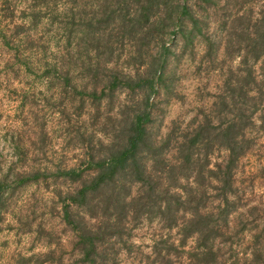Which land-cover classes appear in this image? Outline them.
Segmentation results:
<instances>
[{"label":"trees","instance_id":"obj_1","mask_svg":"<svg viewBox=\"0 0 264 264\" xmlns=\"http://www.w3.org/2000/svg\"><path fill=\"white\" fill-rule=\"evenodd\" d=\"M60 4L48 18L69 20L67 49L80 51L82 43L89 48L84 59L76 60L90 73L82 95L92 106L105 102L109 107L100 130L108 137L89 144L84 168L56 173L65 189L58 188L54 196L71 235L68 259L60 245L22 258L21 264H122L121 254L135 248L133 229L144 222L156 223L168 234L157 237L151 254L133 252L140 264H264V212L263 226L250 232L241 251L231 241L229 227L237 211L234 170L253 146L249 132L264 131V0ZM48 13V7H39L34 21ZM211 18L224 31L222 40L209 33ZM170 35L173 39L167 41ZM2 40L8 41L0 31ZM195 42L203 47L202 62L226 67L223 78L209 106L187 124L172 120L159 134L155 110L163 96L165 101L174 92L176 64L187 51L193 55ZM178 43L172 52L171 45ZM117 44L129 49L114 56ZM72 58L55 66L71 65ZM100 72L105 74L99 77ZM119 94L124 98L113 104ZM44 175L31 170L17 175L15 183L36 184ZM10 189L0 179L1 208Z\"/></svg>","mask_w":264,"mask_h":264},{"label":"rangeland","instance_id":"obj_2","mask_svg":"<svg viewBox=\"0 0 264 264\" xmlns=\"http://www.w3.org/2000/svg\"><path fill=\"white\" fill-rule=\"evenodd\" d=\"M61 5L60 0H0V31L8 40L0 43V179L11 188L4 193L9 196L4 208L0 207V264H21L22 258L44 254L60 245L65 247L63 259H68L71 235L60 220V203L54 196L58 188L65 189L60 188L62 181L56 173L58 169L84 168L89 144L97 145V140L106 141L108 137L100 130L109 107L105 102L98 108V103L92 106L82 95L81 86L90 73L76 60L84 59L89 48L82 43L80 51L67 49L66 30L72 27L69 20L63 16L54 21L48 18ZM41 6L49 8L48 16L34 21V12ZM210 21L209 33L222 40L224 31L216 28L212 18ZM169 39L172 35L167 36ZM173 44L170 48L177 52L180 43ZM194 44V57L187 51L176 64L174 92L165 101L160 92L163 100L155 110L159 134L172 120L187 124L200 109L209 106L223 78L226 67L202 62L203 47ZM117 45L114 56L129 49ZM69 55L73 64L55 66L67 63ZM104 74L100 72L99 77ZM68 78L71 81L67 84ZM119 96L113 104L124 98ZM249 137L253 146L234 170L237 211L229 218L231 241L240 251L248 244L250 232L263 226L264 131L255 128ZM31 170L45 175L39 183L16 186V176ZM214 196L212 193L209 199ZM165 234L156 223H141L132 231L133 252L151 254L157 237ZM192 245V241L187 242V247ZM133 252L121 254L122 264H140Z\"/></svg>","mask_w":264,"mask_h":264}]
</instances>
